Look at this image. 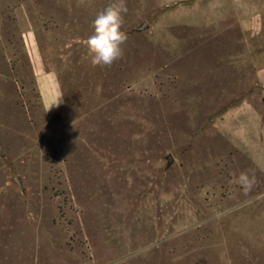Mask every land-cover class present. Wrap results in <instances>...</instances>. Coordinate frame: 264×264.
Listing matches in <instances>:
<instances>
[{"label":"rangeland","instance_id":"rangeland-1","mask_svg":"<svg viewBox=\"0 0 264 264\" xmlns=\"http://www.w3.org/2000/svg\"><path fill=\"white\" fill-rule=\"evenodd\" d=\"M120 2L0 0V264H264V0L249 27L123 0V57L93 66L92 22Z\"/></svg>","mask_w":264,"mask_h":264},{"label":"crops","instance_id":"crops-1","mask_svg":"<svg viewBox=\"0 0 264 264\" xmlns=\"http://www.w3.org/2000/svg\"><path fill=\"white\" fill-rule=\"evenodd\" d=\"M187 2L188 0H157V2H159L162 5H169V4H177L178 2ZM262 0H260L261 2ZM185 2V3H186ZM251 2L252 0H201V3H203V8L205 10H209V8H212L215 6L216 11L218 12V14H220L222 17H226L225 20L228 21L227 25H238L241 26L243 25L244 27H249L251 26L250 22L246 19L247 16L250 15L249 12H251ZM254 2V0H253ZM252 5L255 4V2ZM188 4V3H187ZM185 9H187V12L185 13V15H183L181 18H174V25H178L179 23L181 24H188L190 23L192 17L188 14V11H191V14L194 13L195 10V6H187ZM242 12L244 14H242ZM247 12V13H246ZM176 14L174 13L173 16H175ZM190 18H189V17ZM243 18V19H242ZM241 19L243 21V23L241 22ZM254 79L261 77L260 79H262L261 83H264V73L262 71L259 70V72H254ZM47 77V81L52 85V87L50 88L53 92H57L58 88H57V84H56V80L53 77V74L48 73L46 74ZM53 92H51V94H48L47 96H45V102L46 103H55L56 100H58V97H54ZM53 101V102H52ZM59 101V100H58ZM57 102V101H56ZM247 103V104H246ZM241 106H246V107H253L252 103L250 101H244V103L241 104ZM255 111H253L251 108L250 109H246V110H240V112H238V116L240 117L241 123L243 124V120L244 117H247V120L249 119L248 123L246 124V126H243V128L240 131H236L235 132V137L239 139V141L242 143L241 146L248 152V154H258V146H262V144H258V142L256 141V134L255 136H252V130H256L257 127V115L254 113ZM252 123H254V125H252ZM255 128V129H253ZM257 142V143H256ZM261 148V147H260ZM261 164V163H260Z\"/></svg>","mask_w":264,"mask_h":264},{"label":"clouds","instance_id":"clouds-1","mask_svg":"<svg viewBox=\"0 0 264 264\" xmlns=\"http://www.w3.org/2000/svg\"><path fill=\"white\" fill-rule=\"evenodd\" d=\"M126 12L127 7L123 0L118 4H109L97 12L92 22L93 32L87 38V48L93 66L110 67L115 61L123 57L122 45L126 43L128 37L121 28L123 24L122 13ZM53 105L58 106L59 101L53 103L49 109ZM237 182L245 190H250L255 184V179L244 172L240 174Z\"/></svg>","mask_w":264,"mask_h":264},{"label":"water","instance_id":"water-1","mask_svg":"<svg viewBox=\"0 0 264 264\" xmlns=\"http://www.w3.org/2000/svg\"><path fill=\"white\" fill-rule=\"evenodd\" d=\"M170 160H172V157L170 158Z\"/></svg>","mask_w":264,"mask_h":264}]
</instances>
